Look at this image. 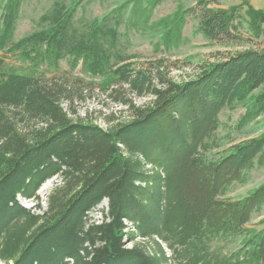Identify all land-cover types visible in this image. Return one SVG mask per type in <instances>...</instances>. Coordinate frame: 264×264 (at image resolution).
Returning a JSON list of instances; mask_svg holds the SVG:
<instances>
[{"label": "trees", "instance_id": "obj_1", "mask_svg": "<svg viewBox=\"0 0 264 264\" xmlns=\"http://www.w3.org/2000/svg\"><path fill=\"white\" fill-rule=\"evenodd\" d=\"M22 3L6 2L0 51L56 69L67 57L81 61L106 80L108 98L131 120L108 130L81 120L68 88L20 75L0 58V262L264 264V229L232 254L211 249L219 238L244 236L264 205V184L243 200L223 199L246 172L264 166V134L218 160L205 157L224 110L259 91L242 124L264 114V11L200 1L191 12L207 40L252 48L177 83L165 60L140 64L121 53L118 25L108 18L75 28V9L64 0H54L41 30L13 42ZM146 98L152 100L144 106L135 103ZM54 179L45 209L20 203H39ZM105 201L104 220H90Z\"/></svg>", "mask_w": 264, "mask_h": 264}, {"label": "rangeland", "instance_id": "obj_2", "mask_svg": "<svg viewBox=\"0 0 264 264\" xmlns=\"http://www.w3.org/2000/svg\"><path fill=\"white\" fill-rule=\"evenodd\" d=\"M200 1L211 0H164L161 3L158 0H64V3L75 9V28L84 31L94 20L108 18L111 24L118 25V49L121 53L136 55L140 58V64L165 60L171 68L169 78L182 83L194 78L202 66L223 61L231 55L252 48L207 40L199 30L197 13L191 12ZM6 2L7 0H0V33ZM247 3L255 11H264V0H217V4L211 8L227 10ZM53 5L54 0H23L13 42L41 30L40 19L52 10ZM0 58L5 60L7 68L20 75L43 76L68 88L73 99V110L81 120L99 125L105 130L131 120L126 108L114 104L108 98V90L104 87L106 80L88 74L81 61L76 62L74 58L67 57L56 69L49 64H30L18 56L2 51ZM258 94L259 91L255 92L245 102L220 114V128L210 142L213 149L205 154L208 161L218 160L232 146L264 134V114L252 122L242 124L243 117L252 108ZM151 100L146 98L135 103L144 106ZM62 104L69 110L66 101L63 100ZM244 181L243 184L231 185L223 199L240 201L262 186L264 166L256 165L253 170L246 172ZM58 183L59 180L54 179L42 187L38 194L39 203L21 198L19 201L25 208L35 212L38 207L45 209L47 197ZM103 209L107 212V201L90 213V220L103 221ZM262 229L264 205L253 214L244 236L219 238L211 243V249L224 255L232 254L242 247L248 236L255 235ZM128 247H132V244H128Z\"/></svg>", "mask_w": 264, "mask_h": 264}]
</instances>
